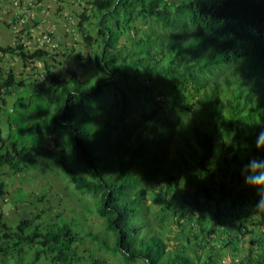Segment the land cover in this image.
I'll return each instance as SVG.
<instances>
[{
  "label": "trees",
  "instance_id": "1",
  "mask_svg": "<svg viewBox=\"0 0 264 264\" xmlns=\"http://www.w3.org/2000/svg\"><path fill=\"white\" fill-rule=\"evenodd\" d=\"M85 2L76 30L91 51L71 58L80 73L46 65L30 93L0 71V115L23 88L0 136V171L52 163L95 197L101 225L46 224L38 214L8 226L0 215V256L28 245L32 264L47 255L74 264L89 236L124 264H218L224 251L222 264H264V208H255L264 190L244 180L253 158L264 165V0ZM0 53L25 69L52 58L19 43ZM196 104L204 118L191 125ZM45 133L55 149L42 145ZM6 194L0 173V200ZM153 216L188 232L183 245L170 246Z\"/></svg>",
  "mask_w": 264,
  "mask_h": 264
},
{
  "label": "rangeland",
  "instance_id": "2",
  "mask_svg": "<svg viewBox=\"0 0 264 264\" xmlns=\"http://www.w3.org/2000/svg\"><path fill=\"white\" fill-rule=\"evenodd\" d=\"M34 1L37 5L40 3L41 7H47L45 12L48 11L49 17L51 16L50 23L56 24V21H58L53 27L54 32L49 31L46 35L47 38L43 39V43L48 39L52 41V58L47 63L38 61L36 64L29 65L27 69L23 68V62L17 63L12 61L11 58H8L5 62V64L9 65V68L13 66V69H16L19 82L23 83V85H29L30 93L42 83V74L45 72L46 65L50 66L55 73L68 78L69 69L81 72L77 63L71 58L77 57L78 53L87 56L91 51L76 30L80 15L83 9L87 7L85 0ZM42 2H45V4H42ZM45 28L49 29L50 24ZM67 29L72 30V32ZM0 71H2L1 68ZM22 89H18L14 95L8 98V104L5 107L2 106L4 109L0 115V136L4 140L7 139L10 131L8 114L11 112L14 100L19 96V92ZM203 111L204 108L200 104L195 105L189 116V122L193 123L191 125L197 124L198 121L204 118ZM42 145L55 149L53 138L48 133H45L42 138ZM41 167V170H29L19 174H12L7 167L0 171L7 185V194L0 200V215H2L5 223L8 226H15L17 222L31 219L39 214L42 217V221L46 224L61 218L69 223H74L76 229H79L80 225L100 227L101 221L93 213L96 207L95 197L78 192L68 181L66 175L52 163L44 161ZM153 219L156 223L158 222L167 228L165 238L170 246L183 245L185 242L184 237L188 236V232L183 236V231L169 220L161 221L154 216ZM102 235L103 233H101ZM106 238H110L109 247L112 248V237L106 236ZM21 247L23 249L21 253L12 251L6 257L0 256V264H32L34 249L29 248L28 245ZM93 258L104 260L108 264H124L111 249L101 247L98 242L92 240L89 236H85L79 250L78 261L74 264H94ZM35 264L54 263L52 262V256L47 255L42 256L41 260Z\"/></svg>",
  "mask_w": 264,
  "mask_h": 264
},
{
  "label": "crops",
  "instance_id": "3",
  "mask_svg": "<svg viewBox=\"0 0 264 264\" xmlns=\"http://www.w3.org/2000/svg\"><path fill=\"white\" fill-rule=\"evenodd\" d=\"M42 4H45V2H42ZM45 9L47 7H41L40 3L37 5L34 0H0V46L15 47L19 43L29 53H33L40 48L51 54L53 46L51 39L44 42L45 44L43 39L47 38L46 35L49 31L54 32L53 27L58 21H56V24L50 23L51 16L49 17V12H45ZM48 24H50V28L46 29L45 27ZM8 58L17 63L23 62L17 55L0 53V68L4 73L13 69V66L9 68V65L5 64ZM15 70L13 69L12 72L16 74ZM218 257V261L222 259L230 261L231 259L230 254L226 251ZM223 262L225 261L223 260ZM220 264H222V261Z\"/></svg>",
  "mask_w": 264,
  "mask_h": 264
},
{
  "label": "clouds",
  "instance_id": "4",
  "mask_svg": "<svg viewBox=\"0 0 264 264\" xmlns=\"http://www.w3.org/2000/svg\"><path fill=\"white\" fill-rule=\"evenodd\" d=\"M258 149H264V141L260 142ZM257 177H264V165L259 163L256 158H253L244 175L245 183L257 191L264 190V181H258ZM255 208L258 210L264 208V199L257 200Z\"/></svg>",
  "mask_w": 264,
  "mask_h": 264
},
{
  "label": "built area",
  "instance_id": "5",
  "mask_svg": "<svg viewBox=\"0 0 264 264\" xmlns=\"http://www.w3.org/2000/svg\"><path fill=\"white\" fill-rule=\"evenodd\" d=\"M69 32H72V30H70V29H67ZM235 263L236 264H240L241 263V261H240V259H235Z\"/></svg>",
  "mask_w": 264,
  "mask_h": 264
}]
</instances>
